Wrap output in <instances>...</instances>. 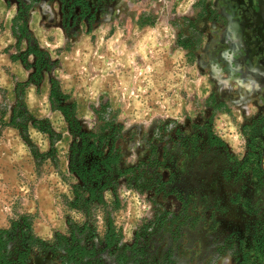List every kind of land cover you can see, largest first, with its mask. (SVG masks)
Returning <instances> with one entry per match:
<instances>
[{
    "label": "rangeland",
    "instance_id": "374dc122",
    "mask_svg": "<svg viewBox=\"0 0 264 264\" xmlns=\"http://www.w3.org/2000/svg\"><path fill=\"white\" fill-rule=\"evenodd\" d=\"M19 1L31 5L17 23L27 36L19 44L10 38L17 13L0 9V122L17 105L21 70L23 82L33 72L10 57L37 47L49 70L23 100L60 141L52 157L34 158L18 131L0 128V229L31 215L34 233L48 241L67 231V217L83 220L63 204L74 184L73 138L49 107L54 78L83 130L99 132L104 119L119 129V168H134L113 175L120 208L111 216L124 245L161 217L163 228L144 233L155 262L169 251L165 264H264V181L251 175L255 156L264 172V0H88L95 20L74 18L67 29L61 0ZM207 130L225 147L210 148ZM28 136L37 152L50 151L31 120ZM104 197L113 201L111 192ZM29 264L60 263L35 254Z\"/></svg>",
    "mask_w": 264,
    "mask_h": 264
},
{
    "label": "trees",
    "instance_id": "16d2710c",
    "mask_svg": "<svg viewBox=\"0 0 264 264\" xmlns=\"http://www.w3.org/2000/svg\"><path fill=\"white\" fill-rule=\"evenodd\" d=\"M105 0H96V4ZM9 6L10 0H6ZM63 3V29H67L72 19L78 18L80 22L87 21L91 24L95 20L96 11L88 0H61ZM17 17L13 19L11 27L12 36L17 44L26 36V27L18 26L23 11L30 9V4H22L17 0ZM90 30L87 31V34ZM34 57V62H27L26 58ZM48 55L39 48L28 46L23 56H11L12 63L20 62L27 70L33 69L31 81L16 82L15 94L17 105L12 110L8 123L0 122V128H12L19 132L22 141L31 149L34 158L52 157L55 152L53 141H60V136L55 134L49 123L43 128L42 122L29 115L23 100L25 90L31 82L38 87L44 72H48ZM28 63V64H27ZM48 103L52 112L62 115L70 135L73 138L68 150V174L73 177L74 184L70 196H63V204L68 210H75L82 216L81 222H75L70 217L66 218L67 231L55 232L51 240H43L33 231V216L20 215L11 220L9 227L0 229V264H29L35 254H49L52 259L60 264H165L169 262V251L161 262H155L151 257L144 233L149 229H161L166 220L158 217L146 221L136 231L130 245L123 244L122 231L114 225L111 212L120 208V203L115 192L113 175L124 177L134 171V168L120 170L121 155L117 140L119 129L110 121L103 120L99 132H88L82 129L76 115V104L69 103L66 95L58 85L56 79L49 80ZM98 113V112H97ZM99 114V119H100ZM4 116V112H1ZM31 126L42 135H47L50 142V151L47 154L37 152L36 146L28 136L29 121ZM207 145L210 148H224L225 143L214 136L210 130L206 132ZM260 156L254 157L251 168L252 178L263 177L264 172L259 168ZM160 180L158 179L157 182ZM106 192L112 193L113 201L105 199ZM101 215V216H100ZM100 220L103 228L102 234L97 232V221ZM148 234V233H147ZM166 257V258H165ZM171 262V261H170Z\"/></svg>",
    "mask_w": 264,
    "mask_h": 264
},
{
    "label": "crops",
    "instance_id": "0c3cea01",
    "mask_svg": "<svg viewBox=\"0 0 264 264\" xmlns=\"http://www.w3.org/2000/svg\"><path fill=\"white\" fill-rule=\"evenodd\" d=\"M15 4V5H14ZM14 4H12V2H11V0H10V2H9V6H7V2H6V0H0V9H2V10H4L5 9V11H7L9 14H11V13H17V8H18V3H17V0H15V3ZM4 8V9H3ZM27 27L30 29V25L28 24L27 25ZM31 33V32H30ZM31 35H33L32 33H31ZM11 40H13L12 39V35H11ZM16 63V62H15ZM21 74L23 75L22 77L21 76H18V79H19V81H26V79L28 80V77H29V74H27V72L26 71H23V70H21ZM28 90H32V87H29L28 88ZM29 95H31V92H30V94Z\"/></svg>",
    "mask_w": 264,
    "mask_h": 264
}]
</instances>
